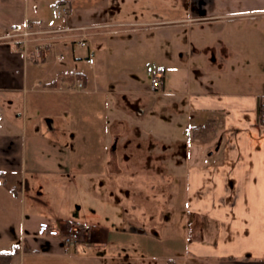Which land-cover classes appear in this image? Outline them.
I'll return each instance as SVG.
<instances>
[{
  "label": "crops",
  "instance_id": "obj_1",
  "mask_svg": "<svg viewBox=\"0 0 264 264\" xmlns=\"http://www.w3.org/2000/svg\"><path fill=\"white\" fill-rule=\"evenodd\" d=\"M184 1L183 14L165 22L186 25L189 42L175 50L173 63L163 65L158 72L164 78L162 92L177 106V129L173 128L178 133L182 126V137L176 144L182 159L177 162L182 161L186 168V214L192 239L181 258L183 264H264V126L257 114L258 100L264 97V78L256 81L232 78L233 67L246 68L254 62V57H250V34L256 36L255 53L259 57L255 59L264 62V0ZM73 2L0 0V94L5 103L13 104L18 96L34 101V93L70 98L74 94L97 93L100 77H88L77 68L83 60L74 55L73 43L83 44L91 36L88 30L110 24L72 22L69 12L77 5ZM80 7L83 17L88 18L87 12L90 14L92 8L96 12L99 4L88 8L82 2ZM131 10H124L122 14L129 17ZM137 12L150 18L155 11L146 7ZM96 13L97 19L110 18L105 12L97 10ZM24 22L47 29H73L49 35L47 40L40 37L51 43L47 54L56 49L54 59L62 64L47 63L48 55L45 64H32L22 52L19 40L5 37L14 26ZM204 22L214 25V37H205L209 31H203ZM250 22L257 25L251 33L247 26ZM67 48L72 50L74 61L66 65L67 59L61 50ZM94 52L89 46L84 57L89 66L96 65ZM91 54L93 64L87 61ZM41 70L44 75L40 74ZM74 78L82 79L75 81ZM88 78H93L90 90ZM69 100L64 105L65 115L71 111L67 107ZM62 115L61 111L53 114L57 118ZM49 126L52 131L56 130L54 121ZM23 147L20 138L0 135V177L6 181L0 183V252L17 246L19 252L11 264L42 259L48 260L46 264H88L90 258L81 257L80 249L96 246L106 250L110 245L109 232L99 233L93 227L88 230L72 219H38L30 213L26 209V195L20 189L27 169ZM50 200V205L57 208L54 198ZM31 219L37 221L36 229L29 226ZM41 223L68 229L82 227L79 251L59 237L40 235ZM14 234L22 240L21 245L13 243L18 240L14 241ZM4 243L9 249H1ZM103 257L125 264L121 263V255L117 256L119 259L105 254ZM137 258L132 253L129 264H137Z\"/></svg>",
  "mask_w": 264,
  "mask_h": 264
},
{
  "label": "rangeland",
  "instance_id": "obj_2",
  "mask_svg": "<svg viewBox=\"0 0 264 264\" xmlns=\"http://www.w3.org/2000/svg\"><path fill=\"white\" fill-rule=\"evenodd\" d=\"M73 1L77 5L69 12L72 22L110 24L88 30L91 36L83 44L73 43L74 55L83 60L77 68L88 77H100L97 93L74 94L71 98L34 93V101L18 96L13 104L5 103L0 94V135L18 137L24 144L27 169L20 189L26 195L23 196L26 209L38 219H72L88 230L93 227L99 233L108 231L110 245L106 250L96 246L80 249L81 257L90 258L88 264H117L103 254L117 259L121 255V263L129 264L132 253L138 256L137 264H168L170 259L183 264L181 257L186 254L192 233L186 214V168L182 161L177 162L182 159L176 148L182 126L178 133L174 130L178 123L177 106L170 96L155 90L153 81L163 65L173 63L174 51L189 42L186 25L165 22L182 15L186 3L184 0ZM82 2L88 8L99 4L97 10L110 18L97 19L96 8V12L93 8L90 14L87 12L88 18L83 17L79 9ZM146 7L155 11L150 18L136 13ZM130 8L131 17L122 14ZM203 24L206 25L201 30L209 31L205 37H214V25ZM247 26L250 33L257 28L251 22ZM254 38L250 34L253 65L233 67L232 78H253V81L264 78V62L255 59L259 56L255 53ZM89 46L95 51L94 66L85 63ZM22 50L32 64H42L47 55V63L62 64L56 63L54 48L43 55L34 46ZM61 51L67 59L64 64L74 61L71 49ZM33 55L38 62H33ZM88 79L90 90L93 78ZM67 100L71 111L65 115ZM60 111L61 118L53 116ZM52 121L56 125L54 131L49 126ZM174 133L176 136L172 138ZM51 198L58 204L57 208L50 205ZM33 206L35 209L31 210ZM29 226L36 229L37 221L31 219ZM73 229L82 231L80 226ZM13 238L18 239L13 243L21 245L20 238L15 234ZM2 245L1 249L8 248L6 243ZM46 263L47 259L26 262Z\"/></svg>",
  "mask_w": 264,
  "mask_h": 264
},
{
  "label": "built area",
  "instance_id": "obj_3",
  "mask_svg": "<svg viewBox=\"0 0 264 264\" xmlns=\"http://www.w3.org/2000/svg\"><path fill=\"white\" fill-rule=\"evenodd\" d=\"M69 29H47L42 26L31 24L29 22H24L22 24L14 26L10 32L5 36L11 39H18L22 48L27 49L30 46H34L36 51L43 54H47V49L51 46V43L42 41L41 38L48 39L49 35L55 34L57 32L66 31ZM41 37V38H40ZM33 42V43H32ZM32 43V44H31ZM54 45V44H53ZM45 57V56H44ZM63 59V56H62ZM88 63H94L93 55L88 58ZM81 86V84H80ZM153 87L155 90L162 91L164 89V80L161 74H158L154 81ZM260 124L264 126V113L262 115ZM39 234L45 237H59L67 244L76 247L79 251L78 243L80 242L82 233L77 230L70 228H61L60 226L52 227L47 224L41 223L39 227Z\"/></svg>",
  "mask_w": 264,
  "mask_h": 264
},
{
  "label": "trees",
  "instance_id": "obj_4",
  "mask_svg": "<svg viewBox=\"0 0 264 264\" xmlns=\"http://www.w3.org/2000/svg\"><path fill=\"white\" fill-rule=\"evenodd\" d=\"M33 57L34 58L32 59V57H31V59L33 60L34 63L39 61L38 59H36V56L33 55ZM42 62L44 63V61H42ZM263 113H264V97H261L258 100V110H257L259 122L261 121ZM2 183L3 184L6 183V181L3 178H2ZM70 226L68 225V227H70ZM18 252L19 251H18L17 246H14L11 251L0 252V264H11L14 256L17 255ZM168 264H176V263L174 261L170 260L168 262Z\"/></svg>",
  "mask_w": 264,
  "mask_h": 264
}]
</instances>
